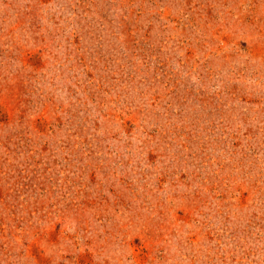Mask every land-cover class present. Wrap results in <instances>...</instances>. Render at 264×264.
<instances>
[{"label": "rangeland", "instance_id": "1", "mask_svg": "<svg viewBox=\"0 0 264 264\" xmlns=\"http://www.w3.org/2000/svg\"><path fill=\"white\" fill-rule=\"evenodd\" d=\"M0 264H264V0H0Z\"/></svg>", "mask_w": 264, "mask_h": 264}]
</instances>
